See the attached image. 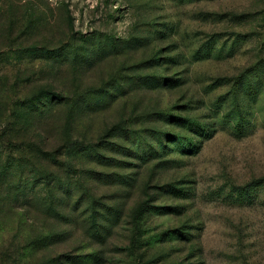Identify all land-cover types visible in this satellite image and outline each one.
<instances>
[{
    "label": "rangeland",
    "instance_id": "obj_1",
    "mask_svg": "<svg viewBox=\"0 0 264 264\" xmlns=\"http://www.w3.org/2000/svg\"><path fill=\"white\" fill-rule=\"evenodd\" d=\"M0 174L44 255L264 264V0H0Z\"/></svg>",
    "mask_w": 264,
    "mask_h": 264
},
{
    "label": "trees",
    "instance_id": "obj_2",
    "mask_svg": "<svg viewBox=\"0 0 264 264\" xmlns=\"http://www.w3.org/2000/svg\"><path fill=\"white\" fill-rule=\"evenodd\" d=\"M44 19L45 18H41L36 22L33 21L31 23V28L35 29L40 28L41 26L43 27ZM38 50L39 48H31L28 50V52L37 53ZM58 52L59 50H57L55 53ZM62 52V54L68 55V46L63 48ZM58 97L60 96H57L56 98L60 99ZM94 147L95 145L86 144L78 139H72L68 141V144L66 145L67 151H69V153H87L95 150ZM60 204H62L61 200L58 201L57 206H53L52 208L54 211H56L57 215H63L61 210H59ZM69 207L71 208V206ZM66 213L67 215H69V212ZM62 217L67 218L68 216ZM7 218L8 216L6 213V206L5 204H2L0 205V264H86L81 258L71 257L70 255H44L45 253L51 251L52 248H55L56 246L69 241L71 239V235H68L69 232L63 233L65 235H68L69 237L61 236L63 234H59V231H53L45 235L38 234L36 237L29 236L27 238H23L19 234L14 238L8 239L6 237L7 234H5V231L9 229L12 223H15V221L10 223ZM19 224V229H21V227H23L22 222L19 221Z\"/></svg>",
    "mask_w": 264,
    "mask_h": 264
}]
</instances>
